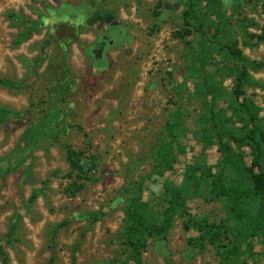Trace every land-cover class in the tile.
<instances>
[{
  "label": "rangeland",
  "instance_id": "rangeland-1",
  "mask_svg": "<svg viewBox=\"0 0 264 264\" xmlns=\"http://www.w3.org/2000/svg\"><path fill=\"white\" fill-rule=\"evenodd\" d=\"M208 5L220 7L236 45L255 62L249 72L257 84L245 85L244 92L264 116V41H244L239 33L240 25L247 33L260 32L264 0H205L203 9ZM184 7V0H0V77L28 84H0V104L24 112L0 122V244L7 264H112L131 166L139 161L137 172L150 171V147L167 112L179 104L189 116L171 177L180 183L186 163L216 164L220 153L201 140L195 121L200 102L189 95L194 82L233 60L224 47L228 39L216 38L208 22L202 31L195 21L192 27L183 23ZM17 17L33 24L23 41L19 35L26 27ZM109 20L124 23L128 36L98 62L86 47ZM222 85L231 90L232 76ZM61 86L66 128L57 139L43 131L47 135L29 146L22 139L26 128L40 123ZM221 107L227 109L226 103ZM66 144L85 151L94 163L91 180L69 178ZM79 184L74 194L69 191ZM153 188L163 194L161 179ZM186 203L197 217L219 221L231 215L224 199L190 196ZM94 213L103 215L94 221ZM183 221L178 213L166 235L149 238L143 264H218L211 245L200 252L189 244L194 231H186ZM260 242L256 237L248 243L245 264H264Z\"/></svg>",
  "mask_w": 264,
  "mask_h": 264
},
{
  "label": "trees",
  "instance_id": "trees-1",
  "mask_svg": "<svg viewBox=\"0 0 264 264\" xmlns=\"http://www.w3.org/2000/svg\"><path fill=\"white\" fill-rule=\"evenodd\" d=\"M204 1L184 0L183 23L192 27V21H195L196 28L202 31L204 21L208 22V27L214 29L216 38L223 36L228 39L229 43L224 47L233 64L225 66V70L216 68L214 73L194 82L189 98H196L200 102V112L195 121L200 124L201 140L205 144H215L220 158L214 166L202 168L186 163L181 182L176 183L171 174L175 172L178 154L182 149L180 138L187 131L189 115L183 104L169 110L159 137L150 147V171L137 172L140 163L135 161L122 188L123 218L112 264H143L142 256L149 238L160 239L166 235L178 213L184 215V229L194 231L189 237V244L200 252L211 245L218 264H245L243 251L256 237L263 246L264 259V116L260 115V107L244 92L245 85L257 84L249 72V66H253L255 62L250 61L236 45L235 31L220 7L208 5L203 9ZM211 14L214 19H209ZM17 18L26 27L19 35V41H23L30 36L33 24L27 18ZM239 33L244 41L253 37L257 43L264 41V26L259 33L251 34L240 25ZM226 76H232L231 90L222 85ZM0 84L10 88L28 86L22 80L2 77ZM56 90L57 95L51 109L39 124L28 125L22 136L29 146L35 147L42 140V134L47 135L43 132L46 130H50V135L57 139L55 134H59V129L63 130L67 126L64 125L65 98L62 97L65 88L61 86ZM222 102L226 103L227 109L221 107ZM22 114L23 111L0 104V122ZM244 149H248L249 163L244 159ZM65 156L69 165V178L91 180L95 165L85 155V151L66 144ZM213 167L215 170H212ZM160 179L163 194L159 196L153 185ZM76 188L69 191L74 194L82 188V184ZM190 196L207 202L224 199L231 215L219 221H212L205 215H192L188 212L186 203ZM34 197L32 194L29 200L32 201ZM160 206L163 207L161 212ZM102 215L103 213H94L92 218L97 221ZM13 227L11 225L9 234ZM0 257L1 264H7L8 257L1 244ZM72 260L75 261L74 256Z\"/></svg>",
  "mask_w": 264,
  "mask_h": 264
},
{
  "label": "flooded vegetation",
  "instance_id": "flooded-vegetation-1",
  "mask_svg": "<svg viewBox=\"0 0 264 264\" xmlns=\"http://www.w3.org/2000/svg\"><path fill=\"white\" fill-rule=\"evenodd\" d=\"M104 19L103 21H105ZM128 36L127 27L120 21L109 20L105 29L98 31L94 41L90 42V47H86V53L92 59L101 62L105 59L107 50L112 45H120ZM123 39V40H120Z\"/></svg>",
  "mask_w": 264,
  "mask_h": 264
}]
</instances>
